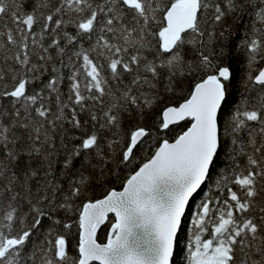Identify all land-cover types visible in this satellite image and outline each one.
<instances>
[{
	"label": "snow or ice",
	"instance_id": "1",
	"mask_svg": "<svg viewBox=\"0 0 264 264\" xmlns=\"http://www.w3.org/2000/svg\"><path fill=\"white\" fill-rule=\"evenodd\" d=\"M0 264H264V0H0Z\"/></svg>",
	"mask_w": 264,
	"mask_h": 264
}]
</instances>
